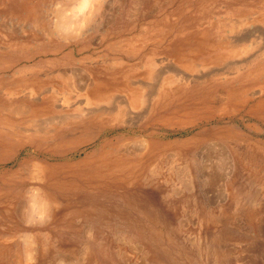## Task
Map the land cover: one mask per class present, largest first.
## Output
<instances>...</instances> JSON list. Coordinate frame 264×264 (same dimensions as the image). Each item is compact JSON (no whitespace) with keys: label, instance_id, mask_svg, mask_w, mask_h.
I'll list each match as a JSON object with an SVG mask.
<instances>
[{"label":"rangeland","instance_id":"rangeland-1","mask_svg":"<svg viewBox=\"0 0 264 264\" xmlns=\"http://www.w3.org/2000/svg\"><path fill=\"white\" fill-rule=\"evenodd\" d=\"M83 1L0 0V264H264V42L226 47L264 35L244 23L264 0ZM209 45L198 74L223 75L130 107L125 79L187 73L176 54ZM66 69L117 86L81 109L124 108L61 121L84 99L63 105ZM20 102L43 110L9 112Z\"/></svg>","mask_w":264,"mask_h":264},{"label":"bare ground","instance_id":"bare-ground-1","mask_svg":"<svg viewBox=\"0 0 264 264\" xmlns=\"http://www.w3.org/2000/svg\"><path fill=\"white\" fill-rule=\"evenodd\" d=\"M86 2V0H84ZM83 1V2H84ZM156 3V2H155ZM86 4V3H85ZM85 7V6H84ZM63 13V11H62ZM67 13V12H66ZM62 15V14H61ZM60 15V16H61ZM64 16V14H63ZM69 16V15H67ZM64 19V18H62ZM71 20V19H70ZM235 21V20H234ZM257 21H262L264 23V14H258V15H252L250 18H247L244 23H254V22H257ZM66 22V21H65ZM237 22V21H236ZM243 22V21H242ZM240 23V22H238ZM236 24V23H235ZM67 28V27H66ZM231 28H232V31H234V24L231 25ZM257 29V28H256ZM64 32V31H63ZM260 32L262 31H259V32H256L255 30L254 31H248L247 32L245 31L242 35L238 36V35H233L231 36V38L228 40V44L226 47H229L231 49H235L236 48H240V47H245L249 42H253L255 43V37L261 41L264 42V35L261 34ZM69 33V32H68ZM199 34V33H198ZM189 37V36H187ZM186 37V38H187ZM195 37V36H194ZM229 37V36H228ZM193 38V37H192ZM222 38V37H221ZM202 39V38H201ZM223 40V39H221ZM213 41V40H212ZM220 41V40H219ZM180 42V41H179ZM183 42V41H182ZM202 42V40H201ZM211 42V41H210ZM209 42V43H210ZM215 42V41H214ZM223 42V41H222ZM199 43V42H198ZM176 44V43H175ZM174 44V45H175ZM181 44V43H180ZM205 44V43H204ZM214 44V43H212ZM224 44V43H222ZM250 45V44H249ZM183 46V45H182ZM210 46V45H209ZM219 46V45H218ZM222 46V45H221ZM175 47V46H174ZM178 47V46H177ZM187 47V46H186ZM199 47V45H198ZM208 47V46H207ZM206 47V48H207ZM205 48V49H206ZM183 49V48H181ZM204 51L202 49H196V48H190V49H185V50H181L179 53L176 54V57L178 58V62L186 67L187 69V73H184L182 74V72L178 71L177 69L171 67V66H168V69L166 70H163L162 72L158 71L155 73V75H152L153 76V79L155 80V83L154 85L148 87V85H145V84H142V83H137V82H134L133 80L131 79H125V82H124V87L127 89V94L128 96L131 98L129 99V104L131 103L132 105L130 107H134V108H137L139 107L140 105H142L144 103V101L148 100L149 98L150 99H153V101L156 100L157 97H161V96H164V95H167L168 92H167V86L170 85V84H175L177 86H180V83L181 82H184L185 81V84H186V81H197L198 79H202L200 81L206 83V80H210L212 79L214 76L216 77L217 75H220L222 73H225L226 71H222L223 69H220V70H212L210 71L208 74H205L203 72V75L201 73L198 74L199 71H201L199 69V67L201 66V64L197 63V59L203 54H207L209 53V51H211L212 46H210L208 49H206ZM263 49H261L262 51ZM213 51V50H212ZM211 51V53H212ZM264 52V51H262ZM256 54V53H255ZM260 54V53H259ZM264 54V53H263ZM214 55V54H213ZM110 58V57H109ZM108 58V59H109ZM116 58V57H115ZM212 58V57H211ZM220 59H222L221 57H213V59L211 60V62H214V64L216 62H220ZM112 65H121V66H124L123 62L120 61V60H117V59H112ZM209 60V58H208ZM104 61V60H103ZM225 61V60H224ZM252 61V60H251ZM106 62V60H105ZM163 62V61H162ZM233 61H231L232 63ZM108 63V62H107ZM246 63V62H245ZM250 63V62H249ZM110 64V63H108ZM228 64V63H227ZM234 64V63H232ZM203 65V64H202ZM218 65V63H217ZM235 65V64H234ZM111 66V65H108V67ZM229 65H227L228 67ZM241 66V65H239ZM97 67V66H96ZM207 67V66H206ZM210 67V66H209ZM216 67V66H215ZM215 67H213L215 69ZM231 67V66H230ZM238 67V65L235 67V70L236 68ZM120 68V67H119ZM201 68V67H200ZM92 69V68H91ZM204 68H202L203 70ZM206 69V68H205ZM208 69V68H207ZM230 69V68H229ZM241 69V68H240ZM78 70V69H77ZM81 70V69H80ZM233 70V68H232ZM231 70V71H232ZM239 70V69H237ZM230 71V72H231ZM208 72V71H206ZM51 73V72H50ZM229 73V72H228ZM234 73V72H233ZM108 73H106L107 75ZM57 75V74H56ZM223 75V74H222ZM51 76V75H50ZM53 76V75H52ZM51 76V77H52ZM59 77H61L63 79V83L67 85V87H69V90L67 89L66 91V95L63 96V105L64 103H66L68 101H70L71 99H73V97L71 96L72 94H75V96L78 98L79 96H83V100L81 101H77L76 103H79V104H76V106L72 107V110L71 111H74V115H71V117H65L64 119H60L61 121H65V122H71L73 124H81V126L87 121V118H90L91 120L93 121H100L105 114H109V115H114L115 112L119 114V112L124 108V104L125 103H121L119 100L115 103H111L112 106H110L108 109H103V108H99V107H92V108H87L85 110V108L81 109L80 107V104H86L87 106H90V105H99L100 103L102 102H113V96L115 97V91H116V88L117 86L112 84V80H114L112 77L106 79L105 77H102V76H96L92 73H83L82 71L79 72H74L73 70L70 71V70H65V71H62L58 74ZM55 77V76H54ZM130 77V76H129ZM135 77V76H134ZM133 77V78H134ZM24 78V77H23ZM40 78V79H39ZM49 78V77H48ZM218 78V77H217ZM33 79V78H32ZM36 80H38L37 82H44L46 81V79H42L41 77H35ZM34 79V80H35ZM61 79V80H62ZM118 79V78H117ZM123 79V78H122ZM205 79V80H203ZM35 80V81H36ZM29 81V80H28ZM33 81V80H32ZM119 81V80H118ZM117 81V82H118ZM195 81L193 83H195ZM199 81V80H198ZM27 83V81H26ZM51 83V82H50ZM18 84V83H17ZM22 84V83H21ZM24 84V83H23ZM34 84H36L34 82ZM39 84V83H38ZM37 84V85H38ZM45 84V83H44ZM191 84V82H190ZM26 85V84H25ZM32 85V84H31ZM36 85V86H37ZM61 85V84H60ZM173 85V86H175ZM182 85V84H181ZM29 86V85H28ZM39 86V85H38ZM47 86V85H46ZM57 86V84H56ZM25 87V86H24ZM172 87V86H171ZM182 87V86H181ZM26 88V87H25ZM39 89V88H38ZM37 89V90H38ZM46 89V88H45ZM48 89V88H47ZM56 89V88H55ZM120 89V88H119ZM24 90V89H23ZM60 89H58V94L60 93L59 91ZM176 90V89H175ZM26 91V90H25ZM36 91V90H35ZM45 91V90H44ZM181 91V90H180ZM51 97H53L54 99H58V97H54L55 95V92L56 91H53L52 90V87H51ZM22 93V92H21ZM30 93V92H29ZM28 94V93H27ZM26 94V95H27ZM57 94V95H58ZM178 94V93H177ZM25 95V94H24ZM31 96H34L33 94V91L31 92L30 94V98L32 100H34V98H32ZM39 96V95H38ZM168 96V95H167ZM166 96V97H167ZM23 97V96H22ZM156 97V98H155ZM37 98V97H36ZM38 99V98H37ZM41 99V98H40ZM46 99V97H45ZM117 99V98H116ZM21 100V99H20ZM23 100V99H22ZM43 100V99H42ZM161 100V99H160ZM159 100V101H160ZM41 101V100H40ZM46 101V100H45ZM62 101V100H61ZM34 102L36 101H32V102H29V103H33L32 105H34ZM49 102V101H48ZM152 102V101H151ZM158 102V101H157ZM68 103V102H67ZM149 103V102H148ZM153 103V102H152ZM84 104V105H85ZM150 104V103H149ZM47 105V104H46ZM119 105V107H118ZM151 105V104H150ZM154 105V103H153ZM30 105H28L27 103H24V102H20V104H18L17 106L14 105V107H11L9 109V112L13 113L15 112L18 113V115H24L26 117L28 116H35V114L39 113L42 109H39V108H35V109H32V108H29ZM42 106V105H41ZM67 106V105H66ZM70 106V105H69ZM68 106V107H69ZM109 106V105H107ZM107 106L105 108H107ZM118 108H117V107ZM148 106V105H147ZM142 107V106H141ZM143 107H144V104H143ZM150 107V106H149ZM48 108V107H47ZM146 108V107H144ZM46 109V108H45ZM56 109V108H55ZM51 110V109H50ZM149 110V108H148ZM147 110V111H148ZM48 111V110H47ZM118 111V112H117ZM45 114V113H44ZM39 115V114H38ZM42 115V114H41ZM13 116V115H12ZM16 117V116H15ZM25 117V118H26ZM58 117V116H57ZM17 119V118H16ZM28 119V118H27ZM34 119V118H33ZM18 121V120H17ZM58 121V120H57ZM91 122V121H90ZM101 122V121H100ZM32 123V122H31ZM40 123V122H39ZM48 124V122H47ZM51 124V123H50ZM49 125V124H48ZM60 125V124H59ZM49 127V126H48ZM87 128V127H86ZM52 129V128H51ZM42 130V129H41ZM32 132V131H31ZM34 132V131H33ZM143 142V141H142ZM148 143V142H147ZM147 145V144H146ZM145 146V145H144ZM146 148V146H145ZM139 151V150H138ZM107 154V153H106ZM114 157V156H113ZM111 159V158H110ZM101 161V160H100ZM36 163V162H35ZM39 167V166H38ZM38 169H42V167H39ZM37 169V170H38ZM218 177V176H217ZM213 179V177H212ZM220 181V180H218ZM264 190V189H263ZM52 196V195H51ZM256 198V197H255ZM238 204V203H237ZM252 204V203H251ZM31 206V205H30ZM249 209V208H248ZM246 210V209H245ZM40 212V211H39ZM257 216V215H256ZM71 264H74V263H71ZM76 264V263H75Z\"/></svg>","mask_w":264,"mask_h":264}]
</instances>
